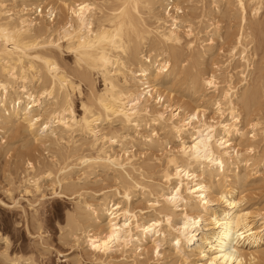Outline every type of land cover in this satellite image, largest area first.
Here are the masks:
<instances>
[{
  "label": "bare ground",
  "instance_id": "bare-ground-1",
  "mask_svg": "<svg viewBox=\"0 0 264 264\" xmlns=\"http://www.w3.org/2000/svg\"><path fill=\"white\" fill-rule=\"evenodd\" d=\"M18 1H21L20 8H17ZM28 1L0 0V131L23 121L27 123L29 131L39 134L33 139L43 141L40 135L49 130L54 137L52 144L57 146L53 154L54 163L49 166L58 165L59 175L56 174L54 178L59 184L65 181L74 164L81 165L83 170L91 169L90 173L93 169L103 168L115 174L113 178L111 176L116 183L112 192H102L100 200L95 204L90 201L82 202L79 198L74 206V216L68 215L67 224L72 229L70 233L75 245L79 248L85 244L93 255L100 257L97 259L101 260L95 261L96 264L116 263L107 259L114 251L121 252V263L130 261V264H137L138 258L148 252L144 241L149 243L156 256L162 255L160 248L164 243H168L171 252L165 258H175L172 260L173 264H188L191 256L205 259L207 264H257V249L264 241V220L259 222L262 226L255 228V222L251 220L252 213L241 209L240 203L232 199L239 190L236 191L228 173L233 171L230 166L237 167L242 161L241 147L246 142L244 138L247 133L240 127L243 121L241 112L243 110L244 117L250 119L252 117L249 115H254L253 107L256 108V105L260 104L259 99L264 96V76L260 79L258 77L262 73L259 72L260 75L254 79L250 78L253 84L250 83L251 87L246 86L244 91L240 90L242 93L239 96L238 89L233 86L239 81L234 84L231 76L224 79L222 87L221 81H218L214 74H205L198 70V73L189 79L191 82L186 76L187 83L190 82L194 87L200 84L202 91L205 90L209 95L218 94L214 100V110L223 119L214 120L206 116V105L201 104L208 102L204 92V95L198 98L201 105H194L189 109L182 105L164 103L166 93L160 87L162 82L176 77V71L181 73L179 69L182 66H177L182 63L179 48L183 45L189 51L198 49V53L194 52L197 53L193 57L194 60H200L201 54L206 52L203 51L204 47L199 38L193 33L190 23L178 17L179 0H64L67 14L60 24L56 22L58 7L55 4L48 3L45 15H42L43 10L39 9L38 3L34 7L37 15L32 17L34 12L29 13ZM245 1L234 0L239 12L237 13L243 18V22H240L243 26L239 37L237 35V41L235 39L236 43L231 46V59L227 61L226 67L238 54L240 59L235 58L243 63L240 64L243 70L239 72L243 78H240L248 82L247 77L252 74H244L252 59L248 46L256 41L255 37L257 41L264 38V20L247 25L244 21L247 7L245 4L249 5L252 18H256L264 11V0ZM156 3H159L162 12L156 11L157 8L155 10ZM169 4L171 7L168 8ZM172 7L176 12L174 14L170 13ZM248 16L247 19L250 17ZM182 35L188 38L185 44H182ZM203 40L205 39L201 41ZM46 44L59 50L65 48L73 53V64L76 66V69H73L76 70L74 71L77 76L70 71L68 73L64 69L65 65L62 67L63 64L56 59V52L43 48ZM177 67L180 72L176 70ZM193 67L195 69V65ZM190 68L189 72L192 70ZM260 69L264 68H257ZM227 70L226 68L224 71ZM237 72L236 75L239 74ZM92 74L101 79V89L95 88ZM224 80L222 79V84ZM83 81L87 82L90 93L89 98L81 102V115L78 116L74 113L72 96L76 92L80 93ZM192 85L189 88L193 87ZM199 90H196V93ZM211 103L213 104V101ZM47 105L51 108L47 109ZM39 109L48 112L46 120L41 121ZM255 116L258 119V115ZM147 120L154 129L151 127L152 132L145 136L144 147L151 149L154 146L158 148L169 144L166 137H163L162 144L159 142L158 130L169 132L179 141L177 148L169 146L159 157V161H163L160 162L163 168L157 170V174L161 172L164 182L161 179L163 183H159L165 187H156L158 191L155 192L151 183L155 192H150L155 197L150 199V214L154 212L151 216L137 215L130 207L132 188L143 189L146 186L140 182L142 179L137 180V176L134 178L132 175L135 171H144L141 163H138L133 155L122 158L111 152L112 145L121 141V137L127 138V133L124 136L118 133V136L113 132L102 133L104 131L99 128L105 121H116L121 125L120 128L138 129L141 124L148 123ZM252 120L253 118L248 121L247 126L251 127L253 133L259 122L253 123ZM52 122L57 124V129L51 127ZM144 126L146 128V125ZM137 129L134 130L136 133L139 131ZM56 130L59 131L58 136ZM78 131L91 137L90 140L83 138L84 141H89L87 144H78L79 140L76 144V139H68L65 142L67 146L60 145V141L68 137L64 139L63 135L71 136ZM138 136L143 137L142 134ZM255 137L253 133L251 138ZM134 140L137 141L136 138ZM132 145L134 147L133 143ZM244 146L247 152L255 148V144L253 148L251 143H245ZM244 161L247 163L250 160L244 158ZM45 168L42 174L53 176L46 165ZM53 169L57 171L56 168ZM147 169L151 170V167ZM146 177L148 179V176ZM85 179L83 178L84 181ZM221 179L227 182V186L220 187ZM243 181L245 183V180ZM30 182L37 189V180ZM151 185L147 188H151ZM71 187L69 185V189ZM83 196H86L85 193ZM215 201L219 206H214ZM260 219H264V215ZM86 223L88 225H82ZM109 237L114 238L109 240ZM207 244L209 248H206ZM251 248L256 249L250 250ZM132 249L137 252L131 251Z\"/></svg>",
  "mask_w": 264,
  "mask_h": 264
},
{
  "label": "rangeland",
  "instance_id": "rangeland-1",
  "mask_svg": "<svg viewBox=\"0 0 264 264\" xmlns=\"http://www.w3.org/2000/svg\"><path fill=\"white\" fill-rule=\"evenodd\" d=\"M63 1L64 0H29L27 4H29L28 6V8L30 9L29 13H33L34 7L37 6L38 3H40L39 9L43 10L42 15H45V11L48 3L55 4V6L58 7V15L56 22L58 21L57 24H60V21L62 22L66 18L65 16L67 14L64 8ZM20 2L18 1L19 5H17L18 6L17 8H20ZM98 2H100V0ZM246 2L247 0L245 1V3ZM177 6L180 9L178 11V14L180 16L178 17H181L182 20H185L190 23L191 28L193 29V33L197 38H199V42L202 43L201 45H203L204 47L203 51L205 50L206 54L205 53L201 54V57H199L200 60H194L193 57L195 56V54L198 53V49L197 51L195 50L196 48L194 49V51L193 50L189 51L183 45L182 47H180L182 48L181 50L179 48L178 53L180 54V60L182 61V63H179L177 66L178 67L182 66V67H180V69L177 67L176 70L178 69L181 70V73H178L176 71V77L175 76L171 77L162 82L160 87H162L161 89H163L164 93H166L164 103L171 105H182L186 109H189L194 105L203 104L204 106L206 105V109H207L206 116L208 118H213L214 120H222L223 118H221L214 110L215 107L214 100L215 98L217 99L218 94L209 95V93L205 92V90L202 91V87L200 84L199 85L197 84V86L199 87H197L196 85L194 87L190 83L191 77L196 73H198V70L199 72H203V73L205 72V74H214L215 76H217L218 81H221L220 82L221 85L220 83L219 85L222 87L224 86L225 83L224 79H228V77L231 76L232 82L234 80L233 82L234 84L235 82L239 81V83H236V85H233L232 83V85L238 89V96H239L242 93L240 92V90L244 91V89H246L248 86L251 87L250 83L253 84V82H251L253 80H251L250 78L254 79L255 77H258L257 75H260V73L264 74V71H260L264 69L257 70V68H264V38H262L261 41L258 38L259 39L258 42L256 39L257 37H255L256 41H254L252 44L248 46V49L250 50L248 51L250 54H252V57L250 56V59L252 58L251 60L253 61L252 62L251 60L249 61V63L251 64L249 65L248 68L247 67L245 68L246 70L244 74L246 75L248 74L247 72H251L252 74H250V76L253 75L254 77L248 76L247 77L248 82H244L241 79L243 78V75L239 73L243 70V66L241 67L243 63L241 61H237V58H235L238 57V60L240 59L238 54H236V56L231 61L229 66L227 65L228 67H226L227 61L231 59L230 57L231 48L236 43L243 26V23H240L243 22V18L242 16H240V14H238L239 12L234 4V0H215V1L214 0H179L177 2ZM245 6L247 7H246V14L244 21L245 23H247V25L248 23H252V22L256 23L264 20V15H262L264 14V11L260 12V14L258 15L260 16L259 18H257L258 16L256 18H252L251 11L248 7L249 5H247L246 3ZM169 7H171V4H169L168 8ZM154 8L155 10L157 8L156 11L160 10L162 12V8L159 6V3H156L154 5ZM170 13L172 14L176 13L173 7L171 8ZM36 15L37 12H34L32 17ZM247 15L250 16V17L248 16L249 17L248 19H247ZM62 18L64 19L62 20ZM247 27L248 26H246V28ZM181 28H185V27H181ZM237 31L240 32L238 33ZM207 32L209 34H207ZM214 32L216 35L214 34ZM206 38L207 40L208 39L209 40L207 41ZM202 39H205L203 40L204 42L201 41ZM187 40L188 38L185 35H182V44H185ZM209 45L210 48H208ZM43 48L52 49L54 53L56 52L55 55L51 50H49L51 53H53L52 55L56 56V59L58 58L60 60L59 61L61 62L60 64L61 65L63 64L62 67H64L65 65L64 69L67 70L68 73L70 71L71 74L77 76V74H75L76 66L75 64H73L74 55L72 52L70 53V51H68L65 48H63V50L61 49L59 50L54 47L48 46L47 44L43 45ZM205 48L208 50H206ZM253 48H255L254 49L255 51L253 50ZM194 52L197 53L194 54ZM236 52L238 53L239 51ZM234 61H236L237 63L239 62L238 63L239 65H237V63H233ZM200 62H202L203 64H201ZM254 63L256 64L254 65ZM192 64L195 65V69ZM235 64L238 66L239 71ZM189 66H191L192 68L190 72L192 71L193 73L189 72V68H190ZM232 66L236 68L233 69ZM199 67L200 69H197ZM181 68L184 69L183 71L186 73H184ZM226 68L228 69L226 71L227 73L224 71L226 70ZM235 71L236 72L238 71L237 74L238 73L239 74L236 75ZM224 74L227 76H225ZM262 74L258 77L259 79L260 77L264 76ZM233 75L234 78H232ZM186 76L188 77V81H190L188 83ZM240 76L242 77L240 78ZM92 78L94 80L95 88L98 90L101 89L103 87L101 79L96 74H92ZM174 78L175 79L177 78L176 81ZM222 79L224 80L223 84H222ZM173 80L175 83L173 82ZM181 81H183L184 83ZM86 84L87 82L83 81L81 84L80 93L76 92L74 93V96H72L73 109L76 111V112L74 111V113H76V115L78 116L81 115V102L86 101L87 98H89L90 91H88L89 88L88 85L86 86ZM166 84L168 85L167 87ZM191 85L193 87L189 88ZM243 85L245 87H243ZM195 88L196 90H199L200 88L199 91L201 92L197 91L196 93ZM191 92H193L195 95L199 94V96H194L193 93L191 95ZM203 92L206 94L205 96L207 98L206 101H208L207 103L209 104H207L206 102L201 103L200 99H198L201 98L200 96L204 95ZM211 96H213V98H211ZM262 97L264 96H261V99H259L260 104H257L256 108L253 107V109H255L252 111L254 112V115L253 114L252 115L250 114L251 116L249 115V117L253 118L252 120L253 123L259 122V125L253 132L256 135L255 139L251 138L253 133L251 131V127L247 126L248 121H250L252 118L248 119V117H244L245 112L243 110L241 112L242 113L241 121L242 120L243 121L241 122L242 125L240 123V127L244 129L243 131L247 133L246 137H249L248 139H250L249 141L245 137L244 138L246 141L245 143H251L252 147L255 144L254 146L255 148L253 147L254 150L247 152V150H245L246 146H244L245 143H243V146L241 147L242 155H243L241 157L242 158V161L240 162L241 164L238 163L237 167L230 166V168L233 169V171L232 173H228L229 178L231 179V183L236 186V191L239 190L238 192L235 193L232 199L240 203L241 209L245 211H250L252 213L251 220H254L253 223L254 222L255 223L253 224V226L255 228L260 227V225L262 226V224H260L259 222L261 220H264V219H260V217L264 215V166H262L264 165V158H262L264 157V154H262L264 153V134H262V132H264L262 131V128H264V98ZM197 101L199 102L197 103ZM211 101H213V104L211 103ZM210 103L212 105H210ZM46 108L49 109L51 108V106L47 105ZM39 113L41 114L40 117L41 121H44L48 118L47 116L48 112L45 111L44 109L42 110L39 109ZM255 115H258V119L257 116ZM115 122L116 121L103 122L99 128H101L104 132H102V130L100 132L109 133V134L113 132L115 135L118 136H120L118 133H120L121 136L122 135L124 136L127 133L128 135V137L126 136L127 138L123 139V137H121L120 138L121 141L114 143L112 145L111 152L122 158L127 157L126 155L128 156L133 155L132 157L138 163L139 162L141 163L142 169L144 168L143 169L144 171L142 170L137 172L135 171L133 172L132 175L134 176V178L135 176H137V178H135L137 180L138 178L140 180L142 179L143 181L141 180L140 182H143L142 185L144 186L146 184L145 186L146 188L145 187L143 189L132 188V198L130 201L131 204L130 207L132 211L137 215L143 214L144 216H151L153 215L154 212L152 211V213L150 214L151 209L149 208V206L151 200H153L155 197H153L154 195L150 192H153L154 189L153 186L155 187L154 189L155 192L156 190L158 191V189L165 187V185L159 183L161 179H162L161 181L164 182V179L161 176V172L157 174L158 172L157 170L163 168V164L160 163L163 161H159L160 160L159 157H161V153L169 149V146H171L172 148L173 147L177 148L179 146L178 145L179 141L176 140L173 137V135L170 134L169 132H161L158 130L159 142L162 144V142L164 141L163 137H166V139H168L169 141V144L167 146L162 145L158 148L154 146L153 148L150 149L144 147L145 145L144 142H146V140L144 139L145 136L149 135L148 132L151 133L152 129H154V127L151 126V123H149L148 120H147L148 123L141 124L140 125L141 127L138 126V129L134 127L132 128L130 127V129L125 128L127 129V131L124 129V127L120 128L121 125L119 126V123L117 122L115 123ZM144 125H146V128ZM51 127L53 129L54 128L57 129V124L55 122H52ZM151 127L152 129L150 130ZM136 129L139 130L138 131L139 133L138 132L136 133V131H134ZM157 129H155V131ZM56 131H57L56 136H58L59 131L58 130ZM75 133L71 134V136L63 135L64 139L66 136L68 137H66V139L63 141H60V145L67 146L65 142L68 139L70 141H74L76 139L75 140L76 144L78 140H79L78 144L79 143L87 144L89 141L87 142L86 140L91 139V137L90 138L87 137V135L83 132L80 133L78 131L76 134ZM138 134L139 135L142 134L143 137L138 136ZM76 135L79 137H77ZM129 135L131 136V138ZM38 136L39 134L37 135L36 131H32V132L29 131L27 123L23 121L14 123L11 126L9 125L7 130L5 131H0V264H96L95 261L101 260V259H97L100 257H98L97 255H93L85 247V244H82L81 247L79 248L75 245L74 239L72 238L70 233L72 232V229L69 226V224H67L68 222L67 217H69L70 215L74 216L73 215L75 214L74 206H76V203L79 200L82 202L90 201L92 202V204H95L98 203V201L100 200L102 192H106V193L112 192L114 187H116L114 186L116 183L113 182L114 179H112L113 176H115V174H113L111 170L109 171L108 169H103V168H98V170L93 169L94 171L92 170L93 172L90 173L91 169H89L90 171L87 169L83 170V168L81 169V165L74 164V166H72L74 170L71 169L72 172L71 171L69 172L65 181L61 182L62 184L61 185L57 182V179L54 178V176L59 175L58 165L53 166L54 168L57 169V171H54L53 167L49 166L50 164L53 165L52 164V162L54 161L53 154L55 153V149L57 148V146H54V144H52V142L54 141L53 134H51V132L48 130L47 132L42 133L40 135L43 141L41 140L36 141L33 139L34 137H38ZM81 136L82 138H80ZM83 138H86V140L84 141ZM133 138L134 139L136 138L137 141L134 140ZM130 140H134L131 141L134 144V147H132L133 146L132 143L129 142ZM142 142L143 144H141ZM187 143H189L188 140ZM251 156L254 160L253 159L251 160ZM244 158L245 160H250L248 161L249 163L248 162L245 163ZM260 159L262 160V162H260ZM242 162H244L245 165ZM146 164L150 165L151 170L147 169L150 167H147L148 165L146 166ZM45 165L47 168L50 169L53 176L48 177L42 174L43 169H46ZM80 169L83 171L81 172ZM234 169H236L235 172ZM87 171H89L90 174L89 176L87 174L88 173ZM149 171L151 172L149 173ZM233 172L237 174L236 175L237 179L233 174ZM244 174L247 175V177ZM146 176H148V179ZM145 177L146 179H144ZM149 177H152L154 180ZM83 178H86L85 181L83 180ZM126 179L128 178L126 177ZM29 180L30 181L37 180V185H38L37 189L35 188L34 184ZM221 180H220V184H221L220 187H223L225 185L227 186V182H224L223 179ZM243 180H245V183ZM67 183L71 185L73 188L71 187L69 189V185ZM148 183L150 185L152 183L153 185V186L151 185L152 186L151 188L148 187L149 191L147 190L148 189L147 186L149 185ZM63 185L64 187L62 188ZM156 187H158V189ZM61 188L62 190H60ZM151 189L152 191H150ZM95 192L98 194H96ZM146 192H148L149 194H147ZM84 193L86 196H83ZM149 195H151V197ZM214 203H216L214 206H219V203L217 201H215ZM82 225L86 226L88 224L86 223ZM260 244L261 247L257 249L259 253L258 254L259 259L257 260V264H264V241H262ZM144 245L147 246L148 252H146L145 254L141 255L138 258L137 264H173L174 263V261L172 260H175V258L173 257L165 258V256L168 255L169 252H171V248L168 243H164L161 246L160 248V252L162 253L161 256L155 255L154 251L151 250V246H149V243H147V241H144ZM206 248H209L208 244L206 245ZM254 249L256 248H251L250 250H254ZM131 251L137 252V250L135 249H132ZM134 252L130 254L133 255ZM107 259L114 260L116 263H113L112 261L113 264H119V263L128 264L130 262V261H126L125 263H121L122 256H121V252L119 251L111 252L109 258ZM188 264H207V263L205 259H198L196 256H191Z\"/></svg>",
  "mask_w": 264,
  "mask_h": 264
},
{
  "label": "snow or ice",
  "instance_id": "snow-or-ice-1",
  "mask_svg": "<svg viewBox=\"0 0 264 264\" xmlns=\"http://www.w3.org/2000/svg\"><path fill=\"white\" fill-rule=\"evenodd\" d=\"M114 237H109V240L113 239ZM105 243H107V241H105ZM95 246V245H94Z\"/></svg>",
  "mask_w": 264,
  "mask_h": 264
}]
</instances>
